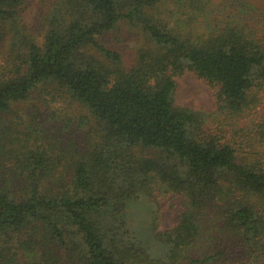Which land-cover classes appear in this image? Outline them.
<instances>
[{
	"label": "trees",
	"instance_id": "1",
	"mask_svg": "<svg viewBox=\"0 0 264 264\" xmlns=\"http://www.w3.org/2000/svg\"><path fill=\"white\" fill-rule=\"evenodd\" d=\"M32 1L0 0V264H264V0H42L37 31Z\"/></svg>",
	"mask_w": 264,
	"mask_h": 264
},
{
	"label": "rangeland",
	"instance_id": "2",
	"mask_svg": "<svg viewBox=\"0 0 264 264\" xmlns=\"http://www.w3.org/2000/svg\"><path fill=\"white\" fill-rule=\"evenodd\" d=\"M41 1L42 0L32 1L25 14L28 26L34 31L38 30L39 22L41 21L40 12L43 9ZM120 33H123L121 43L117 42L115 45L119 46L126 53L132 55L139 45L138 36L136 34L137 32L128 28H123ZM176 81L177 104L194 107L203 111H213L216 109L217 97L215 89L207 80L198 77V75L192 71H187L183 75L177 76ZM52 105H54V107L56 105L64 106V103L57 104L56 101L53 102ZM156 196L159 205L158 220L161 228L167 229L177 224L181 212L180 198L174 196V194L160 192L159 190L156 192ZM133 204L130 214H128L129 223L142 240L144 247L150 248L152 241L149 231L151 207L149 203L145 201V198H141L140 201H136Z\"/></svg>",
	"mask_w": 264,
	"mask_h": 264
}]
</instances>
